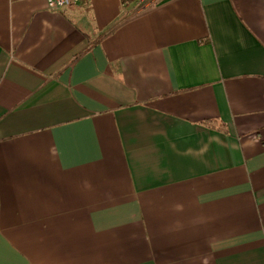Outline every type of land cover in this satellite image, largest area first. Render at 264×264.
Masks as SVG:
<instances>
[{"label":"crops","instance_id":"obj_1","mask_svg":"<svg viewBox=\"0 0 264 264\" xmlns=\"http://www.w3.org/2000/svg\"><path fill=\"white\" fill-rule=\"evenodd\" d=\"M0 264H264V0H0Z\"/></svg>","mask_w":264,"mask_h":264},{"label":"built area","instance_id":"obj_2","mask_svg":"<svg viewBox=\"0 0 264 264\" xmlns=\"http://www.w3.org/2000/svg\"><path fill=\"white\" fill-rule=\"evenodd\" d=\"M80 0H46V3L51 9H59L72 5L73 3L79 2ZM124 3L129 2V0H123Z\"/></svg>","mask_w":264,"mask_h":264},{"label":"trees","instance_id":"obj_3","mask_svg":"<svg viewBox=\"0 0 264 264\" xmlns=\"http://www.w3.org/2000/svg\"><path fill=\"white\" fill-rule=\"evenodd\" d=\"M130 1V0H129ZM205 126L218 129L222 132H228V127L227 125L220 119L215 118V119H206L202 122Z\"/></svg>","mask_w":264,"mask_h":264}]
</instances>
